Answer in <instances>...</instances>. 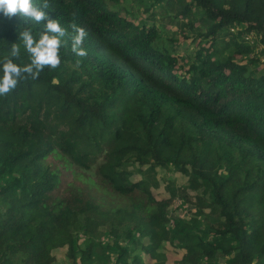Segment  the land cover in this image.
Instances as JSON below:
<instances>
[{"label": "trees", "instance_id": "1", "mask_svg": "<svg viewBox=\"0 0 264 264\" xmlns=\"http://www.w3.org/2000/svg\"><path fill=\"white\" fill-rule=\"evenodd\" d=\"M127 1L48 0L49 18L88 31L87 55L66 37L56 69L0 96V264H48L51 244L68 264H264V0H136L141 15ZM46 23L0 12V61L17 43L29 63L19 34ZM52 155L95 167L86 182L115 205L74 183L56 196ZM159 169L187 178L165 177L161 200Z\"/></svg>", "mask_w": 264, "mask_h": 264}, {"label": "clouds", "instance_id": "2", "mask_svg": "<svg viewBox=\"0 0 264 264\" xmlns=\"http://www.w3.org/2000/svg\"><path fill=\"white\" fill-rule=\"evenodd\" d=\"M49 8L48 0H42L37 6L33 0H0V12L5 16L19 15L23 20H32L35 23L47 21L38 38L32 34L31 29L25 28L20 32V41L28 53L29 63L20 66L13 62V58L20 57V47L17 43L11 45L9 56L5 57L2 64L3 75L0 77V96L14 90L21 79H37L47 66L56 69L61 64L60 48L65 43V38L71 41V50L79 57L87 55L82 47L83 41L89 35L88 31L76 23L69 27L72 32L61 26L59 19H51L44 9Z\"/></svg>", "mask_w": 264, "mask_h": 264}, {"label": "rangeland", "instance_id": "3", "mask_svg": "<svg viewBox=\"0 0 264 264\" xmlns=\"http://www.w3.org/2000/svg\"><path fill=\"white\" fill-rule=\"evenodd\" d=\"M125 6L130 11L134 9L137 14L141 15L142 13V8L139 6V3L136 0H128L127 2H125ZM156 10L158 11L159 8H156ZM123 13H126V10H124ZM142 16L143 18H147L150 22L154 21V17L151 14V12H146ZM156 19L158 23L163 20L162 18H160V14L157 15ZM163 24L166 25V28H165L166 35H168V31L170 32L178 31L179 29L177 26H175V24H173L170 21H164ZM186 31L189 33L190 29L187 28ZM180 38H181V41L184 40L182 35L180 36ZM252 40H253V37H250L249 41H252ZM184 46H189V45L185 43L179 47L181 55H185ZM257 47H258L257 51L260 52L261 57L264 61V51L262 52V50H264V47L263 48L261 46H257ZM47 162L48 164L51 165L52 168L58 169L60 171L61 182H60L59 188H57L54 192L56 196L68 195L69 193L68 189L70 185L69 183H74L84 188V190L87 193H89L90 196H92L95 199V201L102 203L105 207L109 205H115L114 202L116 200H115L114 195H112L111 193L105 190L99 189V187H96L95 185L91 184V182L89 183L86 182L87 181L86 179L88 178V176H90V179H94V180L98 179L95 175V167L93 168L92 171H89V172H77L78 171L77 168H72V171H71L70 169H66L64 165L65 161L62 160L59 155H52L48 157ZM165 177L175 179L177 185L184 184L187 181L186 176H183L181 173H174V172L169 173V172H166V170L164 169L163 170L159 169V174H158L159 186L157 188H153L154 196L159 200L165 199L169 196V193L166 189L167 182H166ZM140 178H141L140 174H136L134 176V179L136 180ZM32 191L33 189L30 188L28 191L21 194L20 196H16L15 198L18 202L28 200L30 198V194L32 193ZM180 205L181 203L179 199H176L173 204V207L175 208V213L180 210L181 208ZM182 209L185 210V208H182ZM180 213L182 215L186 214L185 211H180ZM40 244L42 245L41 241H40ZM66 251H67V247L65 245H55L52 247V244H51L50 250H45V255L49 260L48 264H68L67 263L68 260L66 259ZM168 254H170V261H175L176 258L182 257V252L173 247L169 250ZM168 258H169V255H168Z\"/></svg>", "mask_w": 264, "mask_h": 264}, {"label": "built area", "instance_id": "4", "mask_svg": "<svg viewBox=\"0 0 264 264\" xmlns=\"http://www.w3.org/2000/svg\"><path fill=\"white\" fill-rule=\"evenodd\" d=\"M250 37H252V35H250V36L246 37V39H248V40H249V38H250ZM252 42H253V40H252Z\"/></svg>", "mask_w": 264, "mask_h": 264}]
</instances>
